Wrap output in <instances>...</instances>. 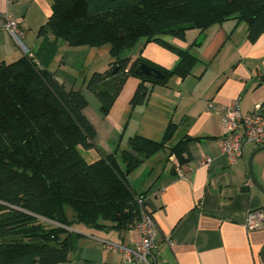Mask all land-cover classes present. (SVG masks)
I'll return each mask as SVG.
<instances>
[{"label":"trees","instance_id":"trees-1","mask_svg":"<svg viewBox=\"0 0 264 264\" xmlns=\"http://www.w3.org/2000/svg\"><path fill=\"white\" fill-rule=\"evenodd\" d=\"M50 1L39 35L50 33L72 47H109V68L92 73L85 88L104 117L129 78L139 80L130 100L135 108L147 102L152 87L192 74L197 57L163 37L184 41L188 31L202 34L228 21L245 23L251 43L264 35V0ZM141 40L175 54L176 66L166 70L141 57L131 62L124 53ZM139 63L164 78L136 74ZM87 107L81 89L66 91L33 57L0 63V264L66 262L74 224L119 232L135 228L147 209L145 193L132 189L129 175L161 151L180 165L189 161L188 138L167 149L177 129L173 123L161 140L135 134L126 148L100 152ZM92 150L99 158L88 161L83 152Z\"/></svg>","mask_w":264,"mask_h":264},{"label":"crops","instance_id":"crops-1","mask_svg":"<svg viewBox=\"0 0 264 264\" xmlns=\"http://www.w3.org/2000/svg\"><path fill=\"white\" fill-rule=\"evenodd\" d=\"M50 6V0H0V15L19 23L24 45L18 47L1 30L0 63L29 55L54 73L66 91L81 89L88 103L85 115L97 130L96 144L104 154L127 147L133 136L125 135L127 124L134 116H141L142 128L135 134L155 141L162 139L170 123L175 124L167 149L189 140V161L180 165L182 176L173 166L175 158L168 159L161 151L128 178L136 193H145L146 209L158 228L154 264H264V224L253 232L244 227L249 210L264 212V148L247 145L232 164L220 148L226 110L237 102L242 114H248L264 102V35L251 43L245 23L228 21L202 34L188 31L184 41L163 37L197 57L192 74L184 80L172 77L165 87H152L147 102L135 108L130 100L139 80L129 78L104 117L99 102L85 88L92 73L109 68V50L72 47L50 33L39 35ZM124 56L131 62L141 57L166 70L178 62L175 54L145 40ZM196 138L200 140H190ZM99 151L90 152L97 159ZM207 159L210 162L203 165ZM68 231L69 255L62 264H141L128 252L141 241L136 227L119 232L74 224Z\"/></svg>","mask_w":264,"mask_h":264},{"label":"built area","instance_id":"built-area-1","mask_svg":"<svg viewBox=\"0 0 264 264\" xmlns=\"http://www.w3.org/2000/svg\"><path fill=\"white\" fill-rule=\"evenodd\" d=\"M6 31L13 42L23 48L22 31L19 23L7 15H0V31ZM224 134L220 140L221 152L226 155L232 164L242 157L243 150L247 145L264 148V102L254 106L248 114H242L237 102L233 103L222 117ZM210 160H203L206 165ZM173 166L180 172V164L174 159ZM264 224V212L262 210H249L246 214L244 227L247 231H258ZM141 233L140 243L129 252V256L141 264H154L157 257L156 238L158 228L153 216L144 211L136 225Z\"/></svg>","mask_w":264,"mask_h":264},{"label":"rangeland","instance_id":"rangeland-1","mask_svg":"<svg viewBox=\"0 0 264 264\" xmlns=\"http://www.w3.org/2000/svg\"><path fill=\"white\" fill-rule=\"evenodd\" d=\"M100 50L101 51H99V52H101V53L103 52L104 53L105 50H107V51L109 50V47L105 46V47H102ZM127 52H129V51H126L125 53H127ZM107 60H110V57H109L108 53H107ZM90 110H91V107H90ZM140 119H141V116H134V117H132L130 119V121L128 120L127 130H126V133H125L126 136L134 135L136 132L141 131L140 129H142V128H141V125H140L141 124V120ZM94 154L95 153H92V152H86V151L83 152L84 157L88 161H92V160L96 159L95 158L96 156Z\"/></svg>","mask_w":264,"mask_h":264},{"label":"water","instance_id":"water-1","mask_svg":"<svg viewBox=\"0 0 264 264\" xmlns=\"http://www.w3.org/2000/svg\"><path fill=\"white\" fill-rule=\"evenodd\" d=\"M135 73L138 75H144L147 77H153L156 79H163L164 75L158 71L157 69L148 66L145 63H139L138 66L135 69ZM261 260L264 262L263 255H261Z\"/></svg>","mask_w":264,"mask_h":264}]
</instances>
